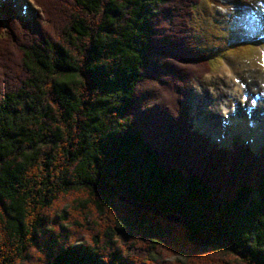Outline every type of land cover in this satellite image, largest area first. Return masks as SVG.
Returning a JSON list of instances; mask_svg holds the SVG:
<instances>
[{
	"label": "trees",
	"instance_id": "obj_1",
	"mask_svg": "<svg viewBox=\"0 0 264 264\" xmlns=\"http://www.w3.org/2000/svg\"><path fill=\"white\" fill-rule=\"evenodd\" d=\"M34 2L30 20L2 10L0 264H172L164 245L188 264H264V148H221L185 82L178 108L160 90L163 71H211L185 21L199 2Z\"/></svg>",
	"mask_w": 264,
	"mask_h": 264
},
{
	"label": "rangeland",
	"instance_id": "obj_2",
	"mask_svg": "<svg viewBox=\"0 0 264 264\" xmlns=\"http://www.w3.org/2000/svg\"><path fill=\"white\" fill-rule=\"evenodd\" d=\"M197 1L199 3L196 4V6L194 7L193 15L189 19L186 18L185 21L186 22L190 21L191 23V28H192L191 33L198 47V51L206 52L210 56L212 55L211 56L212 61H209L211 65V72H209L204 77L200 78L198 77L199 76L198 73H194L193 70H191L193 69L192 68L193 66L191 68L186 66V68H190L188 71L191 70L193 74L179 78L175 76L176 73L174 71L171 72L163 71L164 75L160 73L158 78L159 84L163 85L160 90H163L165 92L166 97H172L174 99V104H176L179 101L177 103V108H178L181 106L179 100L180 94L178 93V89L176 90L174 86L177 85L179 88L181 82L182 83L185 82V89H187V91L189 90L190 93L189 95V102L191 104L190 115L194 124V128L200 130L201 133H205L206 136H209L215 142L217 141V143L220 144L221 146H225V144L231 141V137H229L228 142H225V140H223L221 137V133L219 134L217 124L220 121V118L222 117V119L225 120L224 116L234 115V117L236 118H242L239 119L238 121L241 123L244 120L246 114L245 111L244 112L238 111L239 113L235 114L236 106H233L234 114H230L231 111L230 108L231 106L229 105L230 100L237 99V102L235 104L238 105L237 104L238 101H241L243 104L242 106L245 107L247 100L243 101L240 99H242L243 94L246 95L245 94L247 91L245 89L246 85L256 86L257 85L256 81H257L260 89H262V87L264 86L261 83L264 80L262 79L258 80L256 78L255 72H253V69H250L252 72V76L250 77H247L249 72H247L246 70L247 68L249 69L250 64L253 62V60L257 58L258 52H264L263 50H260L262 48L261 46H259L262 45L264 48V42L260 44L258 43L257 40L260 39L259 37L261 32L260 29L263 26L264 14H260L256 12V8H261L260 5L262 6L264 5V0L256 1V2L253 1L246 2L244 0H197ZM6 3H10V5H12V10H13L11 13L12 16L17 15L18 17H21L22 19H26V20H30L31 17L35 15V12L39 9L36 3L34 2V0H6V1L0 0V7L1 6L5 7ZM169 6L170 3L166 2V4L163 3L162 8L166 7V9H170ZM235 7L239 10L241 15H238V13H236V9H234ZM251 11L254 13L252 14ZM25 13L27 16L24 15ZM5 17H6L5 13L4 14L2 13L0 19V26L2 25L1 22L4 21ZM256 19H258L259 21H256ZM50 22H51L50 20L46 22L48 23V27H50L49 25ZM167 22L168 20L163 19V22H159V25H163V27L168 26L166 25ZM246 34L249 35L248 40H251V44H246V46L243 45L237 46V48L235 47L236 49L233 48L229 51L224 50L228 44H231L233 42V40L229 39L230 38L229 35H231V38L236 40L239 37H241L242 39L247 37ZM178 37L180 39L181 38L183 39V36H178ZM176 52L178 53V51ZM164 53H166L163 54L164 56L160 55V60H163L165 63L169 61H179L182 59L181 57L180 58L175 57L176 55L172 57L171 56L167 57V55H174L172 54L171 50L169 52H164ZM218 53H228V54L221 55V58H219L216 57ZM226 66L232 67L233 69H236L238 66H244V68L242 69L241 74H239L238 78L236 79V75L232 73V70L231 72H229L223 69ZM170 70H172V68H170ZM244 79L246 80V84H243ZM193 80H195L197 83H195V81ZM151 84H152V79H150L149 81L150 86ZM154 84H158L157 81L153 83V86ZM216 87L223 89L224 92L227 94L222 95L221 93H218ZM155 91L156 93H158L156 88ZM217 93L219 97L214 99V97H216L214 95H216ZM250 96H252L251 98H253L254 94L250 93ZM217 101H219V103L215 108V104H216L215 102ZM221 101H223V103L225 101L228 104L226 103L223 104ZM254 101L256 104V99ZM247 104L250 105V103L248 102ZM242 106H240V108H242ZM256 108H258L257 110L261 115L260 117L264 121L263 98L260 99V105ZM237 109L240 110L239 107ZM215 110L218 113H216ZM256 114H258V112ZM217 116L220 118L218 119ZM227 119L231 120V118H227ZM175 120L177 121V119ZM211 121L214 122L212 124L214 127L213 129L211 127L212 125L209 126V122ZM245 132L241 128L237 130V132L235 131V133L232 132L233 134L231 133L229 136H232V141L234 137H240L245 141L249 140L250 143L252 144L253 151H255V153L262 151L261 149L264 148V137L261 138L260 141L254 139L256 144H253L250 136L251 134L248 135L247 132L246 133ZM257 137L259 138L260 136ZM66 209H68L67 211L71 210L69 206ZM113 219L114 216H110L109 218L104 219L102 221V224L104 226H107V224L109 223L112 224ZM81 237L82 238H78L79 241H84V239H86L88 242L92 243L90 231L85 230ZM119 245L122 247V249H124V253L128 254V256L135 261L142 256L143 259L146 257L144 250L140 252L141 249L140 245L137 248H131L129 250H128L129 247L127 246L125 241L120 240ZM205 245L206 244H200V246L198 247L200 249H203ZM175 253L176 252L172 251L169 245L168 246L164 245V247L161 248V252L155 254V257L158 260L157 263L162 261H168L172 264H178L179 263L178 261H184L186 264H188L186 259H183L179 254H175ZM187 259L189 260V258ZM144 260L148 261L147 257ZM217 263L219 262L217 261L213 262L212 260H207L203 264H217Z\"/></svg>",
	"mask_w": 264,
	"mask_h": 264
},
{
	"label": "bare ground",
	"instance_id": "obj_3",
	"mask_svg": "<svg viewBox=\"0 0 264 264\" xmlns=\"http://www.w3.org/2000/svg\"><path fill=\"white\" fill-rule=\"evenodd\" d=\"M263 35H264V31H263ZM228 66H226L223 69L225 71H229V72H231V70H232V73L234 75H236V79L238 78V75L241 74L242 69L244 68V66H238L236 69H233L232 67H228ZM250 69H253V72H255L256 78L258 80L259 79L264 80V76H263V74H264V52H258L257 58L255 60H253V62L250 64L249 69L248 68L246 69L247 72H249L247 77L252 76V72H251ZM247 77H246V80H247ZM246 80L244 79L243 84H246ZM261 83L264 85V81H262ZM256 84H257L256 86H247L246 85V88H245L247 90L245 94L248 95L247 102L251 104V105H249L246 102V109H248V107L251 106V110H248V112L250 114L249 117L247 116V114H245L244 120L240 123L238 121H234L233 119H231V120H223L222 117L220 118V117L217 116L218 119L220 118V121L217 124L218 125L217 127H218V130H219V134L221 133V137H222L223 140H225V142L229 141V135L232 132L235 133V131L237 132V130H239L241 128L243 129L244 132L246 131L248 135L251 134L250 136H251V140H252L253 144H256L254 139L260 141L261 138L264 137V121L260 117L261 115H260L259 111L257 110L258 108H256V107H258L260 105V99L261 98L264 99V88H263L264 86L262 87V89H260L257 81H256ZM237 86H239V85H237ZM216 89L218 90V93H221L222 95H226L227 94L221 88L216 87ZM218 93L216 95H214V96H216V97H214V99L219 97ZM250 93L254 94L253 98H251ZM252 99H253V101H252ZM255 99H256V104H255V101H254ZM227 101H228V99H227ZM221 102L223 103V101H221ZM236 102H237V99L230 100L229 105L232 106ZM215 103H216L215 104V108H216L218 103H219V101H217ZM225 103L226 102L224 101L223 104H225ZM226 104H228V103H226ZM237 104H238V107L243 105L241 101H238ZM242 111L244 112V110H242ZM215 112H216V110H215ZM257 112H258V114H256ZM216 113H218V112H216ZM237 113H239V112H237ZM213 123H214L213 121L209 122V126L212 125ZM211 127H212V129L214 128L213 125ZM245 127H246V129H245ZM257 136H260V137L258 138Z\"/></svg>",
	"mask_w": 264,
	"mask_h": 264
}]
</instances>
